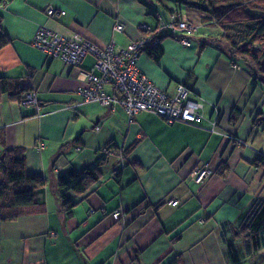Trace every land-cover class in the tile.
Segmentation results:
<instances>
[{"label":"crops","instance_id":"obj_1","mask_svg":"<svg viewBox=\"0 0 264 264\" xmlns=\"http://www.w3.org/2000/svg\"><path fill=\"white\" fill-rule=\"evenodd\" d=\"M0 1L10 40L0 51V78L24 95L35 91L41 108L34 115L0 92V155L23 149L27 173L46 181L36 194L43 213L0 222V264H168L176 256L183 264H230L222 225L239 226L252 203L264 199V171L253 165L264 158V87L227 55L214 18L175 0L158 3L196 26L190 47L162 31L156 35L163 38L161 59L141 53L137 62L169 97L184 85L201 104L196 125L168 124L151 113L130 120L119 105L86 101L80 71L90 69L93 58L72 70L32 46L44 26L102 49L130 50L144 39L139 25L157 27L161 6L152 0ZM49 6L65 15L48 18ZM105 92L112 95L111 88ZM106 149L101 180L83 194L67 193L74 205L67 215L58 177L69 169L82 172ZM203 164L213 174L197 185L190 175ZM173 200L177 206L169 204ZM115 211L122 213L118 220Z\"/></svg>","mask_w":264,"mask_h":264},{"label":"trees","instance_id":"obj_2","mask_svg":"<svg viewBox=\"0 0 264 264\" xmlns=\"http://www.w3.org/2000/svg\"><path fill=\"white\" fill-rule=\"evenodd\" d=\"M152 1L157 7L161 6L158 4L160 0ZM175 1L178 4L210 14L222 32L218 40L223 44L227 55L232 61L245 66L253 81L264 87V0ZM255 6L260 8V12L256 15L252 12V8ZM174 11L181 15L177 10H169L161 6L156 15V20L158 15H165ZM241 26H244V30L238 32L237 30ZM157 34L156 28L151 29L150 32H144V38H149V41L137 46L140 54L145 53L155 62H158L163 55L160 47V41L163 38H157ZM9 41V38L3 33L2 17L0 15V51ZM0 92H7L10 99L14 101L21 102L24 97L23 90L12 87L10 82L4 78H0ZM3 140V131H0V142L2 143ZM109 153L110 151L106 149L97 160L82 172L69 169L58 177L56 183L60 204L67 215L71 214L74 207L69 202L66 196L67 193L73 191L76 194H83L98 183L102 177L101 167L107 164ZM253 165L264 171V158H260ZM223 171L224 168L222 167L218 169L219 173ZM115 179L116 181L120 180L118 175L115 176ZM45 183L43 176L27 173L23 149L2 150L0 155V222H13L25 215L43 213L44 204L36 198V194L38 190L45 186ZM228 231H231L230 240L225 238ZM221 236L230 264H239L235 246V242L239 239L242 240L246 255H251L263 249L264 199H257L252 203L239 226L223 224ZM168 264H183L182 257L176 256Z\"/></svg>","mask_w":264,"mask_h":264},{"label":"built area","instance_id":"obj_3","mask_svg":"<svg viewBox=\"0 0 264 264\" xmlns=\"http://www.w3.org/2000/svg\"><path fill=\"white\" fill-rule=\"evenodd\" d=\"M45 14L50 19H59L65 11L51 6L45 9ZM158 33H165L176 39L182 46L190 47L191 38L196 31V26L185 19L178 12L166 13L157 16ZM139 29L150 32L151 28L139 25ZM118 32L123 31L121 24L116 26ZM149 41L144 38L141 44ZM32 46L47 57L60 60L72 70L79 69L86 57H92L93 66L80 71L85 87L79 89L86 101H97L103 106L114 108L119 105L131 120L140 113H151L163 118L168 124L186 123L196 125L202 119V106L190 98L191 91L184 85H178L176 94L169 97L163 90L152 84L138 68L140 53L138 47L130 50H116L112 44L99 48L78 34L65 36L58 34L46 27H39L32 40ZM112 89V95L105 92V88ZM24 109H33L35 115L40 114V105L36 92H27L20 102ZM99 130V127L96 128ZM237 145L242 142L235 140ZM42 144L38 145L40 150ZM213 171L208 164L197 167L190 175V180L202 185ZM171 206H177L178 201H170ZM114 219L122 216L120 211L112 214Z\"/></svg>","mask_w":264,"mask_h":264},{"label":"rangeland","instance_id":"obj_4","mask_svg":"<svg viewBox=\"0 0 264 264\" xmlns=\"http://www.w3.org/2000/svg\"><path fill=\"white\" fill-rule=\"evenodd\" d=\"M252 12H253V14L256 15L260 12V8L255 6L252 8ZM243 30H244V26H241L237 31L242 32ZM115 220H118V219H115ZM235 243H236L235 244L236 248H238L237 254H238L239 264H263V262H264V248L261 249L259 252L253 253L251 255H246L244 253L242 240L239 239Z\"/></svg>","mask_w":264,"mask_h":264}]
</instances>
